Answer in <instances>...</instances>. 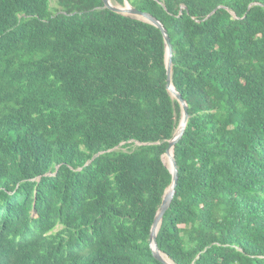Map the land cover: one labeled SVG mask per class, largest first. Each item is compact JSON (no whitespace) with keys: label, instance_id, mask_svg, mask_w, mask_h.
Masks as SVG:
<instances>
[{"label":"trees","instance_id":"16d2710c","mask_svg":"<svg viewBox=\"0 0 264 264\" xmlns=\"http://www.w3.org/2000/svg\"><path fill=\"white\" fill-rule=\"evenodd\" d=\"M121 5L124 0H114ZM189 114L157 232L175 264H264V0H128ZM0 0V264H164L180 124L157 26Z\"/></svg>","mask_w":264,"mask_h":264},{"label":"water","instance_id":"95a60500","mask_svg":"<svg viewBox=\"0 0 264 264\" xmlns=\"http://www.w3.org/2000/svg\"><path fill=\"white\" fill-rule=\"evenodd\" d=\"M124 5H121L119 3L114 4L112 2V0H103V6L104 8H108L114 12L123 14L125 16H129V17H133L148 23H151L155 26H157L158 28H160V30L162 31L163 35H164V39H165V44L167 47V59H166V68H167V89L170 92V94L172 95L173 98H176L181 106V121L180 124L178 125L173 137L169 140V145L165 151L166 156H168L170 158L171 164L170 166L167 165V167L169 168V170L172 173V183L171 186L166 190L164 196H163V200L162 203L155 215L152 227H151V232H150V237H149V241H150V246L152 249V253L155 256V258H157L158 260H160L161 262H163L164 264H175L165 253H163L159 247H158V243H157V232L159 229V226L161 224L162 221V217L166 211V209L168 208L174 193H175V185H176V181H177V164H176V160L174 158V154H173V148L175 143L179 140V138L181 137V135L184 132L189 114L187 112V108L188 105L185 101V99H183L180 95V93L176 90V88L173 85L172 82V46L170 43V38L169 35L167 33V30L164 28L163 24L155 17L153 16L151 13L144 11V10H140L137 7L133 6L132 4H130L128 2V0H124ZM127 4V6H126ZM162 159L164 161V158L162 156ZM168 258L171 263L166 259Z\"/></svg>","mask_w":264,"mask_h":264},{"label":"rangeland","instance_id":"374dc122","mask_svg":"<svg viewBox=\"0 0 264 264\" xmlns=\"http://www.w3.org/2000/svg\"><path fill=\"white\" fill-rule=\"evenodd\" d=\"M112 2L114 3V4H116V2L114 1V0H112ZM125 4V3H124ZM50 5H51V7H57V0H50ZM165 157V161L164 162H166L167 163V161H166V159H167V157L168 156H165V155H163V158ZM169 158V157H168ZM169 160H170V158H169ZM171 162V161H170ZM168 164V163H167ZM168 166H170V165H168Z\"/></svg>","mask_w":264,"mask_h":264},{"label":"bare ground","instance_id":"6f19581e","mask_svg":"<svg viewBox=\"0 0 264 264\" xmlns=\"http://www.w3.org/2000/svg\"><path fill=\"white\" fill-rule=\"evenodd\" d=\"M126 6H127V4H126ZM166 156V155H165ZM164 161H165V157H164ZM166 161H167V163H166V165H170L171 164V162H170V160H169V158L167 157V159H166ZM170 263H171V261L168 259V258H166Z\"/></svg>","mask_w":264,"mask_h":264},{"label":"clouds","instance_id":"9594fccd","mask_svg":"<svg viewBox=\"0 0 264 264\" xmlns=\"http://www.w3.org/2000/svg\"><path fill=\"white\" fill-rule=\"evenodd\" d=\"M124 5V4H123Z\"/></svg>","mask_w":264,"mask_h":264}]
</instances>
